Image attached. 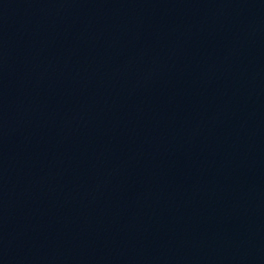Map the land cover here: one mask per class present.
<instances>
[{
	"label": "water",
	"instance_id": "obj_1",
	"mask_svg": "<svg viewBox=\"0 0 264 264\" xmlns=\"http://www.w3.org/2000/svg\"><path fill=\"white\" fill-rule=\"evenodd\" d=\"M0 264H264V0H0Z\"/></svg>",
	"mask_w": 264,
	"mask_h": 264
}]
</instances>
